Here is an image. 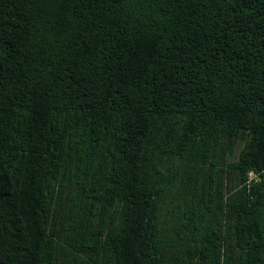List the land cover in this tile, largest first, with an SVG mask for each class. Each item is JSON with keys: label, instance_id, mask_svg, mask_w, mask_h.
I'll use <instances>...</instances> for the list:
<instances>
[{"label": "trees", "instance_id": "16d2710c", "mask_svg": "<svg viewBox=\"0 0 264 264\" xmlns=\"http://www.w3.org/2000/svg\"><path fill=\"white\" fill-rule=\"evenodd\" d=\"M0 264H264V0H0Z\"/></svg>", "mask_w": 264, "mask_h": 264}]
</instances>
